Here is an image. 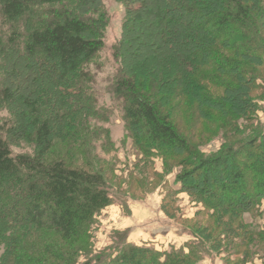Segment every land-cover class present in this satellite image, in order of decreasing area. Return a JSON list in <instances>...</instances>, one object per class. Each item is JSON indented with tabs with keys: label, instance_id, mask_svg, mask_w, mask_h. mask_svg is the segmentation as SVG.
I'll list each match as a JSON object with an SVG mask.
<instances>
[{
	"label": "trees",
	"instance_id": "trees-1",
	"mask_svg": "<svg viewBox=\"0 0 264 264\" xmlns=\"http://www.w3.org/2000/svg\"><path fill=\"white\" fill-rule=\"evenodd\" d=\"M116 1L124 16L110 90L135 149L143 162L177 167L174 192L224 223L238 264H256L264 258V228L252 217L264 198V0ZM107 23L101 0H0V264H196L217 254L202 231L189 230L186 252L130 243L125 231L80 260L93 218L118 189L93 167L101 158L90 120L102 113L83 74ZM197 132L220 134L219 148L201 150ZM22 145L31 151L14 152Z\"/></svg>",
	"mask_w": 264,
	"mask_h": 264
},
{
	"label": "rangeland",
	"instance_id": "rangeland-1",
	"mask_svg": "<svg viewBox=\"0 0 264 264\" xmlns=\"http://www.w3.org/2000/svg\"><path fill=\"white\" fill-rule=\"evenodd\" d=\"M101 1L108 18L104 45L94 62L86 65L83 74L92 78L90 83L94 94V108L102 113L100 119H89L94 137L96 136L93 139L97 146L95 156L101 158L93 163V167L102 166L109 180L118 189L112 191V204L93 218L85 244L88 248L81 254L80 260L104 250L125 231L130 243L150 245L159 251L169 250L170 247L182 248L186 252V245L195 241L189 231L192 229L208 235V240L216 247L217 252L204 253L196 264H238L237 261L242 256L235 250L234 239H223L224 223H217L210 215L212 212L193 200L188 192H174L178 186L174 183L178 168L172 166L171 171H166L162 160L158 158L143 162L141 153L135 149L125 129L121 106L110 90V81L119 66L114 56V45L120 37L124 6L116 0ZM139 66L136 62L134 69L137 70ZM257 69L264 76V67L259 66ZM262 87L264 89V82ZM259 93L255 91L252 94L258 96ZM258 104L260 109L257 117L259 122H263L264 99ZM5 116L6 111L0 109V120ZM181 120L186 121L185 117ZM220 138V134L210 136L197 132L193 140L200 144L201 150L208 153L219 148ZM13 149L14 152L31 151L32 147L22 145ZM65 159L69 165H83L81 157L78 160L67 157ZM252 217L254 223L264 228V198L257 211L252 213ZM245 219L251 221L248 215H245ZM263 255L264 251L260 256ZM254 261L256 264H264V258L257 257ZM243 264L251 262L244 261Z\"/></svg>",
	"mask_w": 264,
	"mask_h": 264
}]
</instances>
